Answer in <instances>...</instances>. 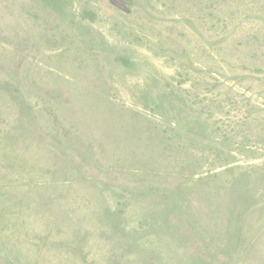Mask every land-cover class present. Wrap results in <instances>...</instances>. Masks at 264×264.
<instances>
[{"label":"rangeland","instance_id":"rangeland-1","mask_svg":"<svg viewBox=\"0 0 264 264\" xmlns=\"http://www.w3.org/2000/svg\"><path fill=\"white\" fill-rule=\"evenodd\" d=\"M0 0V264H264V0Z\"/></svg>","mask_w":264,"mask_h":264},{"label":"trees","instance_id":"trees-1","mask_svg":"<svg viewBox=\"0 0 264 264\" xmlns=\"http://www.w3.org/2000/svg\"><path fill=\"white\" fill-rule=\"evenodd\" d=\"M110 1H111V3L114 4L116 7L121 8V5H122L121 1H120L119 3H118V1H116V0H110Z\"/></svg>","mask_w":264,"mask_h":264}]
</instances>
